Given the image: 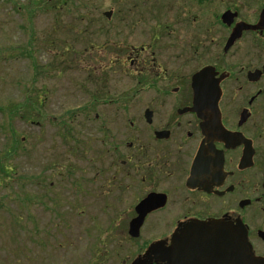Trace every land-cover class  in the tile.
<instances>
[{
  "label": "flooded vegetation",
  "instance_id": "1",
  "mask_svg": "<svg viewBox=\"0 0 264 264\" xmlns=\"http://www.w3.org/2000/svg\"><path fill=\"white\" fill-rule=\"evenodd\" d=\"M157 1L159 20L170 23H156L139 47L116 40L86 62L99 77L94 99L61 125L66 143L86 147L74 126L97 108L94 167L69 168L72 185L93 186L95 206L133 198L118 229L147 264H169L170 247L172 264H244L245 232L251 264H264V0ZM116 76L130 92L114 93ZM148 198L134 237L136 208Z\"/></svg>",
  "mask_w": 264,
  "mask_h": 264
},
{
  "label": "rangeland",
  "instance_id": "2",
  "mask_svg": "<svg viewBox=\"0 0 264 264\" xmlns=\"http://www.w3.org/2000/svg\"><path fill=\"white\" fill-rule=\"evenodd\" d=\"M16 1L0 0V107L20 100L25 86L33 82V64L22 56L30 53L23 46L33 32L38 36L33 46L37 62L51 66L38 76V86L48 89L49 117L42 124H31L19 118L11 121L0 111V159H5L9 172L8 177L0 173V264H131L140 245L127 244L118 227L123 228L133 198L119 203L104 197L95 206L90 198L93 186L76 188L72 185L76 177L71 180L69 174L71 169L80 175L92 172V118L97 108L91 109L89 121L78 118L79 130L74 126L76 137L91 143L86 147L79 140L66 143L65 127L49 119L67 114L69 120L68 111H79L94 99L99 77L86 62L90 57L93 63L95 57L102 58L103 54H96L99 47L116 40H130L139 47L161 28L156 23H170L172 18L159 20L157 0H69L63 14H39L30 22L14 10ZM111 11L109 20L106 13ZM142 19L146 25L137 27ZM115 29L132 31L130 37L117 38ZM48 38L67 42L60 54L56 51L60 46L47 44ZM66 59L73 60L72 68L60 66V60ZM111 86L115 94L133 88L118 76ZM14 129L19 133L18 146Z\"/></svg>",
  "mask_w": 264,
  "mask_h": 264
},
{
  "label": "trees",
  "instance_id": "3",
  "mask_svg": "<svg viewBox=\"0 0 264 264\" xmlns=\"http://www.w3.org/2000/svg\"><path fill=\"white\" fill-rule=\"evenodd\" d=\"M69 0H29L28 2L25 1H16V5L14 7V10L18 12L19 14H23V17H27L26 20L32 22L33 19H35L39 14H53L55 15H61L63 14V9H65L69 4ZM58 27H56L57 29ZM55 33H58L57 31H54ZM54 37V36H51ZM49 37V38H51ZM38 38L36 34L31 32L29 35L28 41L24 43L26 51L30 52L27 54H22L23 57L27 58L29 62L32 65L33 69V82L27 84L25 86V92L23 93L22 98L19 100H14L9 103V105L1 106L0 111L8 116V118L13 121L16 118H19L20 120H24L25 122L31 123V124H42L44 122V118L49 117L48 114V89L46 85H39V79L38 76L43 72H47L49 68H46L45 65H41L37 62L36 54L34 51L33 46L35 45V40ZM49 38L46 40V43L51 46H60L58 48L57 53L60 54V49L63 45H66L67 42L65 41H58V40H49ZM49 40V41H48ZM24 50V51H25ZM68 49L65 50V52ZM60 66L62 64L65 69L72 68V64H74L73 60L66 59L65 62L63 60H60L59 62ZM76 64L78 65V62L76 61ZM59 68V67H58ZM58 68L56 70H58ZM36 71V72H35ZM62 71V70H61ZM48 75V74H47ZM49 105V104H48ZM70 115V118L74 115L75 110H70L67 112ZM66 115L62 117H52L51 121L53 124L61 125V123L66 119ZM48 120V119H47ZM11 124V129L12 123ZM14 139L16 142V145L18 146L21 144L19 140V133L17 130L14 129L13 131ZM16 151V148H14V151ZM3 160L0 159V173L5 174V177H8L9 172L5 168L3 164ZM3 179V176L0 177ZM1 185V182H0Z\"/></svg>",
  "mask_w": 264,
  "mask_h": 264
},
{
  "label": "water",
  "instance_id": "4",
  "mask_svg": "<svg viewBox=\"0 0 264 264\" xmlns=\"http://www.w3.org/2000/svg\"><path fill=\"white\" fill-rule=\"evenodd\" d=\"M112 14V12H107L106 15L108 17H110ZM150 198L148 199H145L143 201H141L139 203V205L137 206V211H138V217L135 218L131 224V229H130V234L134 237L138 236L139 234V231H140V227H141V224L143 222V219L146 215V212L143 211L144 207L146 206V204L149 202ZM162 246L161 245H152L149 250L147 251V257H150L151 253L155 252L158 248H161ZM173 250L170 248H166L165 250V253L163 255V258L162 260H166L167 263L169 264H172L173 262ZM252 254L249 252V249H248V242H247V234L246 232L244 233V238H243V254H241L242 258L244 259L243 260V263L244 264H251L253 262V260H251V258L253 259V257L251 256ZM132 264H147L146 263V259L145 258H137L133 261Z\"/></svg>",
  "mask_w": 264,
  "mask_h": 264
}]
</instances>
